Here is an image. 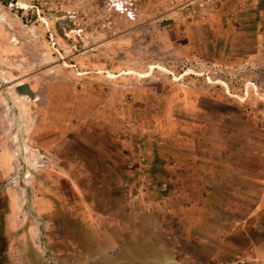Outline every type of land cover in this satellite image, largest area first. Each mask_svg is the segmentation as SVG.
Listing matches in <instances>:
<instances>
[{
  "label": "rangeland",
  "instance_id": "obj_1",
  "mask_svg": "<svg viewBox=\"0 0 264 264\" xmlns=\"http://www.w3.org/2000/svg\"><path fill=\"white\" fill-rule=\"evenodd\" d=\"M122 1L0 0V264H264V0Z\"/></svg>",
  "mask_w": 264,
  "mask_h": 264
},
{
  "label": "clouds",
  "instance_id": "obj_2",
  "mask_svg": "<svg viewBox=\"0 0 264 264\" xmlns=\"http://www.w3.org/2000/svg\"><path fill=\"white\" fill-rule=\"evenodd\" d=\"M109 1V3H110V5L112 4V7H113V9L116 11V12H120L121 14H125L126 15V18L128 19V20H130V21H134L135 20V15H134V11L133 10H131V8L130 7H128L129 5L127 4V1L126 2H123L122 0H116L117 2L115 3L114 2V0H108ZM120 3H122V6L120 7L118 4H120ZM128 9H130V11L129 12H127V10ZM131 15H133V16H131ZM20 96H22V95H20ZM30 148H28V150H29ZM31 150V152L33 151V152H37L38 154H39V152H38V150L37 151H34L33 149H30ZM29 153L30 152H28V153H24V154H26V156H28L29 155ZM29 158H31L32 160H33V162H36L38 159H40V158H35V157H29ZM37 163V162H36Z\"/></svg>",
  "mask_w": 264,
  "mask_h": 264
},
{
  "label": "water",
  "instance_id": "obj_3",
  "mask_svg": "<svg viewBox=\"0 0 264 264\" xmlns=\"http://www.w3.org/2000/svg\"><path fill=\"white\" fill-rule=\"evenodd\" d=\"M16 92L22 96H28L31 100L35 99V95L31 92L28 84H21L16 88Z\"/></svg>",
  "mask_w": 264,
  "mask_h": 264
},
{
  "label": "trees",
  "instance_id": "obj_4",
  "mask_svg": "<svg viewBox=\"0 0 264 264\" xmlns=\"http://www.w3.org/2000/svg\"><path fill=\"white\" fill-rule=\"evenodd\" d=\"M243 175H248V173L245 172V173H243ZM212 264H213V263H212ZM217 264H220V263H217Z\"/></svg>",
  "mask_w": 264,
  "mask_h": 264
},
{
  "label": "built area",
  "instance_id": "obj_5",
  "mask_svg": "<svg viewBox=\"0 0 264 264\" xmlns=\"http://www.w3.org/2000/svg\"><path fill=\"white\" fill-rule=\"evenodd\" d=\"M120 7L122 6V3L118 4Z\"/></svg>",
  "mask_w": 264,
  "mask_h": 264
},
{
  "label": "crops",
  "instance_id": "obj_6",
  "mask_svg": "<svg viewBox=\"0 0 264 264\" xmlns=\"http://www.w3.org/2000/svg\"><path fill=\"white\" fill-rule=\"evenodd\" d=\"M1 154V153H0Z\"/></svg>",
  "mask_w": 264,
  "mask_h": 264
}]
</instances>
